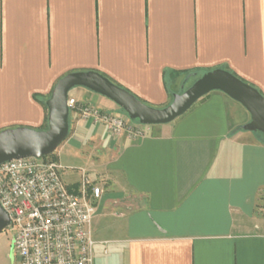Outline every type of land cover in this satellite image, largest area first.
Returning a JSON list of instances; mask_svg holds the SVG:
<instances>
[{
    "label": "crops",
    "instance_id": "crops-1",
    "mask_svg": "<svg viewBox=\"0 0 264 264\" xmlns=\"http://www.w3.org/2000/svg\"><path fill=\"white\" fill-rule=\"evenodd\" d=\"M219 67L264 95V0H0V130L40 129V101L67 73L97 71L162 107ZM249 119L219 90L134 138L70 110L51 157L69 188L82 169L102 189L93 264H264V135Z\"/></svg>",
    "mask_w": 264,
    "mask_h": 264
},
{
    "label": "built area",
    "instance_id": "built-area-1",
    "mask_svg": "<svg viewBox=\"0 0 264 264\" xmlns=\"http://www.w3.org/2000/svg\"><path fill=\"white\" fill-rule=\"evenodd\" d=\"M69 112L103 123L114 134L134 138L146 127L68 96ZM62 165L48 157H19L0 163V205L13 231L17 264H93L91 223L102 189L80 169L76 188L62 180Z\"/></svg>",
    "mask_w": 264,
    "mask_h": 264
},
{
    "label": "water",
    "instance_id": "water-1",
    "mask_svg": "<svg viewBox=\"0 0 264 264\" xmlns=\"http://www.w3.org/2000/svg\"><path fill=\"white\" fill-rule=\"evenodd\" d=\"M75 86L85 87L107 97L124 110L129 118L137 119L142 124L168 123L203 95L219 90L238 101L248 111L250 119L243 128L264 135V95L224 68H214L202 73L182 92L174 93L171 101L162 107L146 104L97 71H76L59 78L45 99L46 128L16 126L0 130V163L19 157L41 158L56 150L68 134V92ZM9 222L8 214L0 205V232Z\"/></svg>",
    "mask_w": 264,
    "mask_h": 264
},
{
    "label": "rangeland",
    "instance_id": "rangeland-1",
    "mask_svg": "<svg viewBox=\"0 0 264 264\" xmlns=\"http://www.w3.org/2000/svg\"><path fill=\"white\" fill-rule=\"evenodd\" d=\"M185 79H186V77H185ZM185 79L182 81V83L180 85H177V86L175 85V87H171L172 91H173L172 94L182 92L184 89H186L192 83L191 79H189L187 81ZM77 87H81V86H77ZM72 93H73V91L69 90L68 95H72ZM96 95H98V98H99V101L97 103V107L98 108L100 107V108H106L107 109L105 104H109V105H113L114 104L107 97H105L103 95H100L98 93H96ZM119 109L123 113L126 114V112L124 110H122L120 107H119ZM132 120L134 122H138L139 123V121L137 119H132ZM142 125L146 127V126H150L152 124H142ZM59 147H60V145H58V147L56 148V150L53 153L57 152ZM12 234H13V231L10 229L9 226L4 228L0 232V264H14L15 259L17 258V257H15L16 255L14 256L13 250H12L11 245H10V240H11Z\"/></svg>",
    "mask_w": 264,
    "mask_h": 264
},
{
    "label": "trees",
    "instance_id": "trees-1",
    "mask_svg": "<svg viewBox=\"0 0 264 264\" xmlns=\"http://www.w3.org/2000/svg\"><path fill=\"white\" fill-rule=\"evenodd\" d=\"M193 72H195V71H193ZM192 73V72H191ZM191 73H188V74H191ZM187 74V75H188ZM197 77H195L194 79H192V82L196 79ZM113 82V81H112ZM114 83V82H113ZM116 84V83H115ZM118 85V84H117ZM120 86V85H119ZM35 98H37V96L35 95ZM41 102V104H42V106H43V108H44V110H45V120H44V123H43V125H42V127L40 128V129H44V128H46V126H47V110H46V106H45V103H44V101L42 100V101H40ZM52 154V153H51ZM51 154H49L48 156L46 155V156H44V157H48V158H51V159H54L53 157H51Z\"/></svg>",
    "mask_w": 264,
    "mask_h": 264
}]
</instances>
